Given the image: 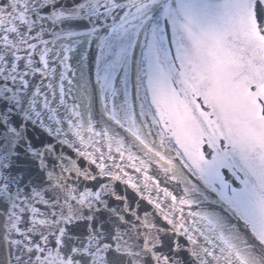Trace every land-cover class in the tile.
Listing matches in <instances>:
<instances>
[{
    "label": "snow or ice",
    "instance_id": "1",
    "mask_svg": "<svg viewBox=\"0 0 264 264\" xmlns=\"http://www.w3.org/2000/svg\"><path fill=\"white\" fill-rule=\"evenodd\" d=\"M56 3L0 0V47L29 37L0 55V264H264V0ZM46 20L82 39L38 54ZM69 95L116 131L107 158L81 153L74 170L57 151Z\"/></svg>",
    "mask_w": 264,
    "mask_h": 264
},
{
    "label": "water",
    "instance_id": "2",
    "mask_svg": "<svg viewBox=\"0 0 264 264\" xmlns=\"http://www.w3.org/2000/svg\"><path fill=\"white\" fill-rule=\"evenodd\" d=\"M42 2L43 0H37L38 4ZM73 2L74 0H57L55 7H64L65 10H67ZM52 19L54 18L49 17V20ZM33 27L41 33V36L37 37L36 40L33 41L40 45L39 48L36 49L38 54H42L47 49H52L54 54L55 51L61 50L62 46L75 45L77 40L82 39L79 36L61 39V37H67V30L57 28L54 23L49 24L47 20L44 21L42 25L39 21H37ZM47 33H51V35H44ZM44 39L49 41L55 40L56 43L54 45L51 43L45 45L42 43V40ZM28 41L29 37L25 32L13 35L12 45L8 47H0V55H9L17 49L23 50L27 46ZM41 87H43V85H41ZM71 92L72 95H74L75 89H72ZM72 95H69V98L65 102V108H67L68 111L65 112L64 109H61V112L64 113L63 120L65 122L71 120V122L66 123L64 127V132L68 133L69 137H64L63 133L60 137H57V142L64 140L65 143L70 145V147L64 149L63 152H60L59 148L57 150L60 155L67 158L69 162V170H74L73 161L81 159V153L84 154L85 158L89 155L93 158H97L100 155V152L97 151V149L100 148L103 149V154L105 158H107L109 151H112L115 148L114 137L116 135L115 128L108 124V118L103 114L104 109L99 103H97L94 107H90L87 104H84L82 107H77L76 105L79 101L77 100L74 102ZM56 103L59 104V100H57ZM41 110L43 111V109ZM77 112L79 115L76 114ZM45 114L47 115L48 113ZM97 133H101L102 135H97ZM49 139H51V137ZM61 147H63V144ZM161 176L163 178L164 174L162 173ZM73 181H75V177H73ZM119 191L122 195L129 197L130 203L133 202L135 198L134 194L125 185L121 184ZM113 206L118 207L119 205ZM186 259L190 260V257H187Z\"/></svg>",
    "mask_w": 264,
    "mask_h": 264
},
{
    "label": "flooded vegetation",
    "instance_id": "3",
    "mask_svg": "<svg viewBox=\"0 0 264 264\" xmlns=\"http://www.w3.org/2000/svg\"><path fill=\"white\" fill-rule=\"evenodd\" d=\"M224 28L234 33H242L244 35L249 36L252 39L257 38V35L254 33V31L250 27V21H247V20H245L244 22H240L237 19L229 17L228 19L224 21ZM261 42L264 43V38H261ZM103 109H104V112H106V109L105 108ZM239 130L242 133L252 135L248 126L244 123L240 124ZM177 140L180 143L181 147H184L186 149L190 159L192 160L197 159L192 132L191 130L183 126L179 116H177ZM262 197H264V187H262L260 182L258 181L255 185L254 196H253L255 214L257 218L254 224V227L256 228L258 234L261 230L260 221L264 220V200L261 199Z\"/></svg>",
    "mask_w": 264,
    "mask_h": 264
}]
</instances>
